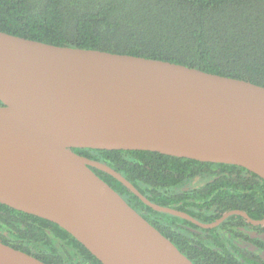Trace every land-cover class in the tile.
Here are the masks:
<instances>
[{"label":"water","instance_id":"obj_1","mask_svg":"<svg viewBox=\"0 0 264 264\" xmlns=\"http://www.w3.org/2000/svg\"><path fill=\"white\" fill-rule=\"evenodd\" d=\"M0 204L56 224L101 264H193L74 149L144 151L244 168L264 180V87L180 64L0 32ZM0 264H45L0 242Z\"/></svg>","mask_w":264,"mask_h":264},{"label":"trees","instance_id":"obj_2","mask_svg":"<svg viewBox=\"0 0 264 264\" xmlns=\"http://www.w3.org/2000/svg\"><path fill=\"white\" fill-rule=\"evenodd\" d=\"M0 32L54 46L166 61L264 87V0H0ZM73 152L106 164L150 202L202 222L208 220V203L220 211L212 219L234 210L253 220L264 218V180L251 172L257 183L240 175L227 177L244 168L144 151ZM202 173L201 188L182 185ZM97 174L115 192L162 219L170 231L161 234L193 264H243L234 255L199 253L203 237L195 243L185 235L196 226L152 210L110 175ZM244 222L234 215L224 225ZM0 242L45 264H101L56 224L2 204Z\"/></svg>","mask_w":264,"mask_h":264},{"label":"flooded vegetation","instance_id":"obj_3","mask_svg":"<svg viewBox=\"0 0 264 264\" xmlns=\"http://www.w3.org/2000/svg\"><path fill=\"white\" fill-rule=\"evenodd\" d=\"M95 171H93V173L97 177H99L97 173H99L100 171L98 170H95ZM216 171H219V170H216ZM239 175L240 177H243L244 179H246L247 181H250L251 183L258 182L257 178L249 174L248 171L233 170L232 173L227 174V177L230 180H236ZM205 178L206 177L202 173L201 176H197L194 178H188L184 180L182 185L185 186L186 188L187 186H198L199 188H201L200 186L203 185ZM210 188H211V185L207 187V190H209ZM213 194L214 193H212L211 196ZM122 196H123V199L127 201L128 205L132 207L134 211H136L139 215H141L151 226H153L160 233H161V230L165 232L170 231V228L168 227L165 228L167 224L162 219H160L159 217H155L154 215L149 213L147 210L141 207L137 202H134L132 198L126 195L125 193L122 194ZM218 214H220V211L217 210V207L211 206L210 203H208L205 206V216L207 217L208 220L206 222H202L200 220L198 221L204 224L211 225L215 223L217 220H219L225 213L222 214L220 218L212 219L213 216H216ZM226 220L222 221L219 225L215 227L207 228V229L198 227L190 222L192 225L196 226L198 229L188 228L187 230L189 233L185 235L190 236V239L192 241L195 240L194 241L195 243H197V241H199L200 238L203 237V243H204L203 249L201 247H196V245L194 244L191 245L192 247H196L197 250L199 249L200 251L198 252L201 254L210 255L214 253L216 255L220 254V256L222 257H226V256L232 257V255H234L237 258V260L243 264H264V224L254 225V224L248 223L244 219L245 222L241 223L240 225H238V223L236 225L235 224L224 225V222ZM261 220H255V221H261ZM216 236L218 238H216ZM170 237L172 240L175 239V236H173L171 233H170ZM178 241H182V239L179 238Z\"/></svg>","mask_w":264,"mask_h":264}]
</instances>
